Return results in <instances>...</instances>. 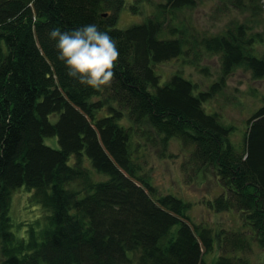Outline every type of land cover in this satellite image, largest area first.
Masks as SVG:
<instances>
[{
	"label": "trees",
	"instance_id": "16d2710c",
	"mask_svg": "<svg viewBox=\"0 0 264 264\" xmlns=\"http://www.w3.org/2000/svg\"><path fill=\"white\" fill-rule=\"evenodd\" d=\"M219 2L221 14L249 18L210 33L187 19L198 0H0V264H250L225 254L243 252L252 238L264 249V99L244 135L212 106L240 69L264 81V0ZM127 7L139 22L121 28ZM90 23L120 51L113 81L100 89L67 76L49 37L53 27ZM206 55L221 61L207 88L182 71L163 76L166 63L187 57L197 65ZM174 142L189 156L185 171L214 170L223 192L209 207L238 210L242 232L252 233L231 238L196 223L190 203L162 194L142 173L137 155L147 145L163 157ZM90 166L108 179L96 181ZM23 188L45 211L19 237L10 206ZM216 249L220 256L208 262Z\"/></svg>",
	"mask_w": 264,
	"mask_h": 264
},
{
	"label": "rangeland",
	"instance_id": "374dc122",
	"mask_svg": "<svg viewBox=\"0 0 264 264\" xmlns=\"http://www.w3.org/2000/svg\"><path fill=\"white\" fill-rule=\"evenodd\" d=\"M198 2V8L189 11L187 15V19L190 20L193 26H196L197 31L219 33L231 19L239 18L242 21L249 18L247 14H241L233 9H227L229 11L221 14L217 11L220 5L219 0H198ZM258 19L260 20L261 26L257 27V31L263 33L264 11L259 15ZM138 22L139 17L131 14L127 7L121 13L119 26L126 28L129 24L132 25ZM259 50L264 52V45H260ZM183 62L177 61L162 65L161 71L163 76L168 77L173 72H179L180 74L183 72L184 75L192 79L185 76L186 78L193 82L197 81L204 88L214 83L220 76L221 61L217 55L203 56L197 65H192L190 58L187 57L185 58L186 64H183ZM204 68H209L208 74L202 72ZM263 99L264 81L253 80L250 74L240 69L227 79V86L223 90V93L212 102V106L223 115L222 118L225 124H228L226 121L237 120L238 122L234 124L237 128L236 132L244 135L247 129V120L263 106ZM208 113H212V111L208 110ZM57 118V115L52 117V121L55 122ZM241 139L239 135L233 136L235 144L239 143ZM45 143L55 149L60 147L57 137H47L45 138ZM183 153L184 151H182L178 142H174L171 145L168 155L163 157L160 156L159 148H153L151 145H147L137 155V159L143 167L142 173L149 176L153 185L162 194H171L190 203L191 209L189 216L196 223H203L215 231L221 229L223 230L221 231L222 233L224 232V234L231 238L241 237L243 239L245 238V233H252L251 229L248 228V231L245 229L242 232L241 226L244 223L245 215L238 210L221 213L209 207V201H213L223 192L220 189L221 187L217 185L214 170H206L205 172L208 175L201 173L198 177L190 166L185 171L186 165H189V156ZM88 165L91 164L88 163ZM90 170L96 181L108 179L106 175L95 172L91 166ZM20 190L23 191L12 194L10 216L13 222V232L17 236L22 237L27 235V226L24 225H35L45 210L41 205L31 202L34 191H28L25 188ZM46 213L49 215L48 212ZM20 225L23 226L21 227ZM40 226H45V220L41 221ZM240 232L243 234H235ZM228 246L225 245L226 248ZM232 253L237 256H242L243 259H249L250 264H262L264 262V249H259L253 238L250 244L247 243L243 252L236 250L227 252L225 255H231ZM219 256L220 252L216 249L207 261L213 263Z\"/></svg>",
	"mask_w": 264,
	"mask_h": 264
},
{
	"label": "clouds",
	"instance_id": "9594fccd",
	"mask_svg": "<svg viewBox=\"0 0 264 264\" xmlns=\"http://www.w3.org/2000/svg\"><path fill=\"white\" fill-rule=\"evenodd\" d=\"M49 37L55 41L57 58L63 62L68 77L92 89L109 85L120 56L115 38L96 23L62 30L53 27Z\"/></svg>",
	"mask_w": 264,
	"mask_h": 264
}]
</instances>
